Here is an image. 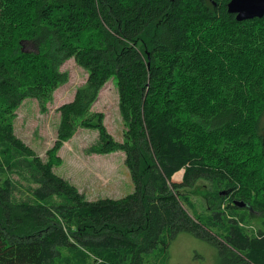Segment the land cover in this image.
Instances as JSON below:
<instances>
[{
	"label": "trees",
	"instance_id": "1",
	"mask_svg": "<svg viewBox=\"0 0 264 264\" xmlns=\"http://www.w3.org/2000/svg\"><path fill=\"white\" fill-rule=\"evenodd\" d=\"M228 1L0 0V264H151L181 232L221 264H264V16L237 21ZM70 58L87 78L41 159L15 111L44 109ZM109 79L120 141L92 110ZM79 128L97 132L87 153L123 152L131 192L88 200L54 172Z\"/></svg>",
	"mask_w": 264,
	"mask_h": 264
},
{
	"label": "rangeland",
	"instance_id": "2",
	"mask_svg": "<svg viewBox=\"0 0 264 264\" xmlns=\"http://www.w3.org/2000/svg\"><path fill=\"white\" fill-rule=\"evenodd\" d=\"M61 70L67 72L68 80L55 89L44 109L37 100L28 98L15 111V135L41 159L45 158V152L52 146L56 136L59 119L57 108L70 101L76 88L84 84L87 78V71L72 58L62 64ZM92 110L104 114V124L108 132L120 141L123 124L118 109L115 81L109 79L104 84L92 105ZM96 138V131L79 128L61 147L59 155L62 163L54 168V172L67 178L88 200L123 197L133 189L124 164V154L121 151L108 154L87 153V147L94 143ZM177 172L178 177L181 176L178 179L175 177ZM177 172L171 179L174 182L182 180L183 170ZM12 178L17 179V174L12 173ZM206 187L207 182L200 180L190 190V197L199 206L198 210ZM186 209L190 212L188 207ZM260 220L258 215L252 214L253 222L250 223L253 226L246 225V228L255 231ZM145 256L151 264H221L217 250L212 244L186 232L178 233L170 239L165 252L159 251L156 256Z\"/></svg>",
	"mask_w": 264,
	"mask_h": 264
},
{
	"label": "water",
	"instance_id": "3",
	"mask_svg": "<svg viewBox=\"0 0 264 264\" xmlns=\"http://www.w3.org/2000/svg\"><path fill=\"white\" fill-rule=\"evenodd\" d=\"M227 11L234 14L237 21H243L264 16V0H229ZM244 206L243 202H236Z\"/></svg>",
	"mask_w": 264,
	"mask_h": 264
},
{
	"label": "flooded vegetation",
	"instance_id": "4",
	"mask_svg": "<svg viewBox=\"0 0 264 264\" xmlns=\"http://www.w3.org/2000/svg\"><path fill=\"white\" fill-rule=\"evenodd\" d=\"M245 206V205H244Z\"/></svg>",
	"mask_w": 264,
	"mask_h": 264
}]
</instances>
